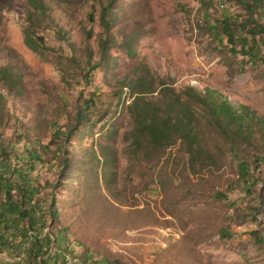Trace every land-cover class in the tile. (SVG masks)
<instances>
[{"label": "rangeland", "instance_id": "rangeland-1", "mask_svg": "<svg viewBox=\"0 0 264 264\" xmlns=\"http://www.w3.org/2000/svg\"><path fill=\"white\" fill-rule=\"evenodd\" d=\"M44 1L42 15L28 0H0V161L49 146L33 175L47 221L54 201L56 220L46 225L54 239L67 236L88 264H264V133L238 149L254 169L247 191L223 153L193 175L179 143L144 164L129 158L126 136L130 84L144 71L155 87L161 79L176 91L209 88L264 120V30L245 42L252 24L233 1L115 0L105 35L107 0ZM26 31L47 48L28 49ZM100 39L108 41L103 61ZM87 46L98 66L84 78ZM89 98L88 119L77 125L78 103ZM75 125L67 141L53 137ZM109 151L110 164H101ZM70 159L77 164L67 169Z\"/></svg>", "mask_w": 264, "mask_h": 264}, {"label": "trees", "instance_id": "trees-1", "mask_svg": "<svg viewBox=\"0 0 264 264\" xmlns=\"http://www.w3.org/2000/svg\"><path fill=\"white\" fill-rule=\"evenodd\" d=\"M60 1L68 5V0ZM114 1L107 0L99 16L105 35L113 24L111 11ZM228 1L236 3L246 14L247 27L252 24L250 39L244 41H255V32L264 30V0ZM205 2L202 0L201 4L205 6ZM28 5L33 13H46L44 0H28ZM220 14L222 27H228L231 19L227 11L221 10ZM93 18V14H89L88 21H93ZM90 32L91 29L87 39ZM62 40L71 46L67 38ZM107 42V39H100L98 43L102 51V61L105 60ZM24 43L36 53H40L42 48H47L43 43L40 44L42 48H39L37 41L32 39L27 31L24 32ZM86 54L88 69L83 77L89 78V72L95 69L98 63L90 64L92 53L89 46ZM144 72L130 84L133 98L127 106V111L132 124L126 134L129 138V158L144 164L154 161L157 163L163 158L166 149L179 143L178 150L186 156L185 168L191 174L197 175L215 165V152H220L229 156L236 164L239 183H242L246 191L249 190L254 169L249 159L240 155L238 149L240 146H250L256 139L257 131L264 133V120L246 106L236 108L224 95L209 88L203 92L193 87L176 91L161 79H158V85L155 87L153 77ZM91 104L90 98L79 101L75 112L77 125L87 121ZM76 128V125L69 126L63 132L60 127L53 137H64L67 141ZM212 130L217 139L222 141V145L216 143V139H211ZM224 146L227 149L225 153ZM97 147L102 151L106 145L99 144ZM48 148V145L31 146L21 157L15 156L12 161L9 158L0 161V254H5L12 260L16 259L7 264H65L64 256L67 260L70 256L69 259L73 260L74 264H88L76 255L75 248L71 247L72 243L67 236L62 237L64 243L61 244V239L56 241L46 226L56 220L57 211L54 201L51 200L47 210L49 220H46L41 208L43 201L39 198L41 187L38 176H34L33 172L36 170L35 166L43 162ZM102 155L104 160L101 164H110L111 152ZM76 164L77 160L70 159L65 163V168ZM61 173L67 178L70 177L68 170ZM43 229H46L44 234ZM58 258L61 260L58 261Z\"/></svg>", "mask_w": 264, "mask_h": 264}, {"label": "crops", "instance_id": "crops-1", "mask_svg": "<svg viewBox=\"0 0 264 264\" xmlns=\"http://www.w3.org/2000/svg\"><path fill=\"white\" fill-rule=\"evenodd\" d=\"M46 232V229L42 230V233L44 234ZM16 260L15 258H13V260L9 257H7L5 254H0V264H7L9 262H12ZM96 264H101V263H96Z\"/></svg>", "mask_w": 264, "mask_h": 264}, {"label": "built area", "instance_id": "built-area-1", "mask_svg": "<svg viewBox=\"0 0 264 264\" xmlns=\"http://www.w3.org/2000/svg\"><path fill=\"white\" fill-rule=\"evenodd\" d=\"M64 263L65 264H74V261L73 260H67L66 256H64Z\"/></svg>", "mask_w": 264, "mask_h": 264}, {"label": "bare ground", "instance_id": "bare-ground-1", "mask_svg": "<svg viewBox=\"0 0 264 264\" xmlns=\"http://www.w3.org/2000/svg\"><path fill=\"white\" fill-rule=\"evenodd\" d=\"M68 260H70L69 257H68Z\"/></svg>", "mask_w": 264, "mask_h": 264}]
</instances>
